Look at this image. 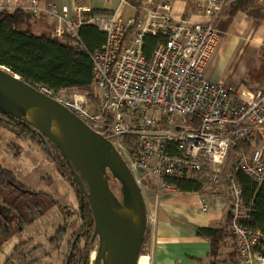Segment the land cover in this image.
Here are the masks:
<instances>
[{
    "label": "built area",
    "instance_id": "obj_1",
    "mask_svg": "<svg viewBox=\"0 0 264 264\" xmlns=\"http://www.w3.org/2000/svg\"><path fill=\"white\" fill-rule=\"evenodd\" d=\"M127 1L119 0L115 11L106 15L89 8L74 11L75 22L68 18L67 6L62 10L47 6L52 16L73 26V30L55 27L58 36L75 35L82 24H94L105 33L103 46L91 54L98 96L95 108L82 92L34 87L97 132L108 129V139L141 191L150 186L156 192L173 190L168 179L191 178L205 167L216 179L231 145L250 142L255 128H264V90L254 91L247 99L225 80L212 81L204 74L219 40L213 21L237 0H195L203 21L177 19L170 3L164 4V11L153 6L154 0L137 5ZM126 3L134 14L125 17ZM146 35L164 38L150 56L142 48ZM235 168L256 183H264V142L243 155ZM230 185L234 264H264V236L241 223L248 219L241 188L236 180ZM201 210L206 211V204ZM147 220L151 227L154 219Z\"/></svg>",
    "mask_w": 264,
    "mask_h": 264
},
{
    "label": "trees",
    "instance_id": "obj_2",
    "mask_svg": "<svg viewBox=\"0 0 264 264\" xmlns=\"http://www.w3.org/2000/svg\"><path fill=\"white\" fill-rule=\"evenodd\" d=\"M74 1L79 4L83 3L84 0ZM140 1L128 0L129 3L134 5L139 4ZM155 1L164 4L175 0ZM263 1L237 0L229 5L230 19L237 13H243L255 23L264 20ZM93 13L107 14L109 11L94 9ZM40 19L42 17L38 18L22 8H14L12 10L0 8V65L8 68L11 72L17 74L20 79L32 86H44L65 93L82 92L92 105V108H95L98 103V96L93 83L91 54L103 46L105 33L94 24H82L78 27L75 35L65 33L59 37L49 36L41 32L42 28L41 30L38 28L37 23ZM162 41H164V38L161 36H144L142 48L145 55L150 56L156 45ZM0 124L10 128L19 138L33 141L36 139L35 135L22 120L15 116L0 111ZM103 134L106 138H109L108 129ZM254 138L256 140L264 139V130L256 129ZM249 146L250 142L240 143L236 146L234 152L238 156L239 152H246ZM55 150L59 153L56 148ZM56 159H59L58 156ZM64 161L60 154L59 166L70 177L72 184H75L76 181L70 167ZM235 165L234 162L229 165L227 174L223 178L218 176L216 179H212L211 173L205 167L191 178L168 179V182L174 185L177 191L219 195L228 203V211L219 227L202 226L196 229L197 234L209 239L208 264L235 263V237L230 229L231 213L229 211V204L234 200L230 185L232 180H236L241 188L242 203L248 214V219L241 220V223L249 228L261 231L264 236V183H256L241 171L236 170ZM110 177L111 175L108 174V181ZM14 184L20 187V191L22 190L26 195L32 196L35 194L18 182L11 171L0 168V196L6 200L3 196L4 191L5 189L16 190L15 187L17 186ZM75 186L79 194L77 184ZM2 206L0 208H3ZM77 214L79 215L78 221L80 220L79 232L82 234L84 241L80 264H87L91 243L96 237L92 236L94 222L86 199L82 206L79 205L78 212H72L69 215V218L73 219L72 223L76 221L75 217ZM25 221L27 222V220ZM23 223L25 222H22L21 219L19 221L21 228L24 226ZM2 225L4 226L5 224L0 223V239H6L10 237L11 232L8 228L4 229ZM148 228L146 227L145 231V241L148 238ZM73 238L75 236L71 237L72 240L70 242H66L68 244L65 245L63 243V245L65 250H67V245H69L67 252L73 249L76 253L78 249L76 241L78 239L73 241ZM145 241L142 244L140 254L147 253L148 249ZM1 242L2 240L0 245ZM262 244L264 246V241ZM73 256L74 254L71 255V257ZM17 257L19 258V256ZM19 260L7 257L1 264H21V262H18ZM68 264H75V262L71 259Z\"/></svg>",
    "mask_w": 264,
    "mask_h": 264
},
{
    "label": "rangeland",
    "instance_id": "obj_3",
    "mask_svg": "<svg viewBox=\"0 0 264 264\" xmlns=\"http://www.w3.org/2000/svg\"><path fill=\"white\" fill-rule=\"evenodd\" d=\"M118 2L119 0H84L83 3L74 4L73 12L71 15L69 14L68 18L75 22L77 16H75L74 11L77 13L82 8L85 10L81 11L86 12L89 9H100L109 11L110 13L114 8H117ZM127 3L123 5L122 9V14L125 17L134 14L132 9L125 6L128 5ZM48 4L54 5L50 2ZM164 4L154 0L153 6H158V10L166 11V9H163L165 6ZM170 4L172 14L177 19L190 18L192 20H200L202 18L204 20L201 16V10L195 0H175L171 1ZM47 6L46 4L44 7L40 6L38 0H30L25 7L20 8L38 18L42 17L37 23L38 27L42 28V30L40 29L41 32L49 36L53 35L59 37L54 32L57 26H61L64 29L68 27V29L73 30L71 29L73 26L70 21L52 16ZM64 6L66 5L61 7H56L54 5L53 8L55 10H62ZM0 8L9 10L14 9L9 8L5 0H0ZM229 8L230 7L227 6L222 9L213 21V25L219 37L223 34L221 29L223 27L226 28L227 20H230ZM218 19H220V21L222 20V22L218 24L220 28H216L215 25ZM233 57L234 54L226 57L227 60L230 61V64L231 61H233ZM235 64L236 60L233 63V68ZM254 64L255 65L251 67V74H259L261 76L264 72V56L260 55L259 58L255 60ZM256 129L264 130V128L261 127L255 128V130ZM261 142H264V139L256 140V138L253 139L252 137L250 146L247 148L249 151L239 152L238 156L235 154L234 149L240 143L246 142H238L235 145H231L228 150L226 161L219 166L220 174L217 175V177L223 178L226 176L229 165L233 162L235 165L243 155L249 154L250 151L260 145ZM57 155V151H54L52 147L51 149H44L40 143L36 142V139L33 141L19 138L10 128L0 124V168L2 170L11 171L18 182L35 193L29 196L22 190L5 189L3 196L6 200L0 196L1 206L3 205V208H0V223H4L5 225H2L3 228H8L11 232L10 237L0 239V241L2 240L0 245V264L3 263L7 257H13L15 260L20 259L18 262H21V264H68L71 259L74 260L75 264H80L84 241L78 228V226H80V220L78 221L79 213L75 217V222L72 223L71 221L73 219L71 220L69 218L72 212H78L79 210V205H81L79 194L76 191V183L72 184L73 182L70 180V177L60 168L59 159H56ZM210 176L213 177L212 175ZM108 182L116 196L121 199V187L118 180L111 176ZM144 192L145 190H143L142 193L146 194ZM206 211L201 210L203 213ZM21 219L22 222L25 223H23L24 226L20 229L19 221ZM25 220L29 222L27 223ZM146 227H149L148 223ZM74 236L75 238H73V241L78 239V241H76L78 249L76 253L73 249L67 252L69 245H67V250H65L63 243L65 245L68 244L66 242H70V240H72L71 237ZM98 244V238L96 237L91 243L87 264L95 263ZM73 254L74 256L71 257ZM3 255H5L4 259ZM17 256H19V258ZM139 262L140 259H138L137 264ZM140 263L147 264V259H142Z\"/></svg>",
    "mask_w": 264,
    "mask_h": 264
},
{
    "label": "water",
    "instance_id": "obj_4",
    "mask_svg": "<svg viewBox=\"0 0 264 264\" xmlns=\"http://www.w3.org/2000/svg\"><path fill=\"white\" fill-rule=\"evenodd\" d=\"M0 111L33 127L70 167L79 200H87L93 217L92 236L99 243L94 264H137L147 226L145 202L113 143L2 65ZM108 174L120 183L121 199L110 188Z\"/></svg>",
    "mask_w": 264,
    "mask_h": 264
},
{
    "label": "crops",
    "instance_id": "obj_5",
    "mask_svg": "<svg viewBox=\"0 0 264 264\" xmlns=\"http://www.w3.org/2000/svg\"><path fill=\"white\" fill-rule=\"evenodd\" d=\"M5 1L12 9L25 7L30 0ZM38 2L42 7L49 2L56 7L66 5L70 15L75 4L74 0ZM219 22L222 20H217L216 28H220ZM221 30L223 34L205 65V77L212 81L223 79L249 99L254 91L264 89V72L261 76L251 74L255 60L260 55L264 56V20L255 23L245 14L237 13L227 20L226 28ZM232 54L234 57L230 64L226 57ZM144 190L147 217L154 219L148 228V238L144 240L147 253L141 254L146 256L147 264H208L209 239L197 234L196 229L202 226L217 228L221 225L228 211L225 199L219 195L180 192L176 188L156 192L150 186ZM203 204L207 206L205 213L201 212Z\"/></svg>",
    "mask_w": 264,
    "mask_h": 264
},
{
    "label": "flooded vegetation",
    "instance_id": "obj_6",
    "mask_svg": "<svg viewBox=\"0 0 264 264\" xmlns=\"http://www.w3.org/2000/svg\"><path fill=\"white\" fill-rule=\"evenodd\" d=\"M26 126H27V128L29 129V130H31V132L35 135V138H36V142H38V143H40V145H42V147L44 148V149H51V147H52V149L54 150V151H56L55 150V146L49 141V140H47V139H43L41 136H40V134L39 133H37L34 129H33V127H31L30 125H28V124H26L24 121H22ZM53 146H52V145ZM57 156H58V158H59V160H60V153H58L57 152ZM64 160V159H63ZM65 163H66V161H64ZM15 185V184H14ZM15 186H17V185H15ZM15 189L16 190H20L21 188L20 187H15ZM24 190V189H23ZM80 204H81V202H80ZM83 204V203H82ZM82 204H81V206H82ZM20 229H21V227H20Z\"/></svg>",
    "mask_w": 264,
    "mask_h": 264
},
{
    "label": "bare ground",
    "instance_id": "obj_7",
    "mask_svg": "<svg viewBox=\"0 0 264 264\" xmlns=\"http://www.w3.org/2000/svg\"><path fill=\"white\" fill-rule=\"evenodd\" d=\"M144 258L147 259L146 256H144V255H140V256H139L140 262L142 261V259L144 260ZM137 262H138V261H137ZM140 262H139L138 264H142V263H140Z\"/></svg>",
    "mask_w": 264,
    "mask_h": 264
}]
</instances>
